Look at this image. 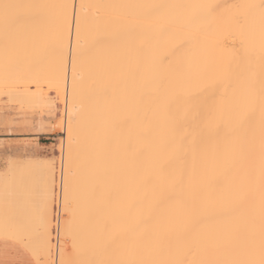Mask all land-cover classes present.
Listing matches in <instances>:
<instances>
[{
  "label": "bare ground",
  "instance_id": "obj_1",
  "mask_svg": "<svg viewBox=\"0 0 264 264\" xmlns=\"http://www.w3.org/2000/svg\"><path fill=\"white\" fill-rule=\"evenodd\" d=\"M4 3L19 7L9 10L8 21L0 7V86L22 82L23 88H15L18 98L34 99L38 106L53 103L42 83L66 98L62 193L64 205V177L71 167L75 214L72 239L65 235V220L59 222L70 243L69 251L67 243L64 249L59 244L56 264L62 252L64 259L86 264H259L261 0H0ZM207 5L217 7L209 11ZM21 159L12 157L0 170V236L14 239L24 228L15 179L23 164L35 166L40 176L34 242L38 264H49L54 165L45 156Z\"/></svg>",
  "mask_w": 264,
  "mask_h": 264
},
{
  "label": "rangeland",
  "instance_id": "obj_2",
  "mask_svg": "<svg viewBox=\"0 0 264 264\" xmlns=\"http://www.w3.org/2000/svg\"><path fill=\"white\" fill-rule=\"evenodd\" d=\"M13 82V83H11ZM6 83V82H5ZM0 86V154L5 155L6 162L9 163V160L13 157H20V159H25L29 157L40 156L37 155L33 148H30L31 141L37 139L39 133H44L47 138H44L43 141L48 142L49 146L46 150L43 151L44 155L47 158L46 161H51L54 165L55 172V190L57 185L58 175L63 166V157L66 150V98L62 100L60 92H57L54 89H50L47 83H42L40 89H42L43 94L47 100L53 101L52 104H49L47 107L38 106L34 99L23 101L18 97H22L19 92L16 93V89L19 90L24 86L22 82L18 81H9L6 85ZM21 83V84H20ZM11 84H15L11 86ZM20 84V85H18ZM6 85V86H5ZM17 85V86H16ZM9 89V93L7 92ZM16 88V89H15ZM19 88V89H18ZM32 89L38 88V86L32 85ZM15 91V94H13ZM17 95V96H16ZM26 98V97H25ZM26 100V99H25ZM38 106V107H37ZM40 122L47 128V132H42L38 127ZM63 126V131L59 125ZM41 130V131H40ZM65 145V146H64ZM21 146V147H20ZM11 156V157H10ZM25 157V158H24ZM21 159V160H22ZM7 166V164H6ZM24 166V167H23ZM22 167H19L16 175V188L17 196L19 201L23 203L19 208V214L25 216V219L21 220V223L24 225V228L18 229V232L14 235V240H17L23 243L36 257L38 263L39 253L34 242L33 227L35 221V207H36V198H38V188H39V170L35 166L23 164ZM21 168V169H20ZM24 168V169H23ZM34 168V169H33ZM36 168V169H35ZM55 196L53 197V204L55 207ZM22 198V199H21ZM24 206V207H23ZM23 207V209H22ZM64 207V205H63ZM37 208V207H36ZM24 211V212H23ZM4 213L3 204L0 201V222L2 220ZM24 213V214H23ZM55 215V212H54ZM60 220H65V214L63 210V215ZM64 222V221H63ZM55 226V222H54ZM33 235V236H32ZM62 235V234H61ZM53 234V239H54ZM2 237V236H0ZM68 238L61 236V248L69 245V241L63 243L62 240ZM60 241V242H61ZM67 243V244H66ZM63 244V245H62ZM66 244V245H65ZM60 246V245H59ZM63 246V247H62ZM66 246V247H67ZM65 247V248H66ZM59 248V247H58ZM57 248L56 243L53 244V249L49 259V264L57 263V251L60 249ZM64 249V248H63ZM69 251V246L68 249ZM71 251V249H70ZM72 254V253H71Z\"/></svg>",
  "mask_w": 264,
  "mask_h": 264
},
{
  "label": "snow or ice",
  "instance_id": "obj_3",
  "mask_svg": "<svg viewBox=\"0 0 264 264\" xmlns=\"http://www.w3.org/2000/svg\"><path fill=\"white\" fill-rule=\"evenodd\" d=\"M0 7L3 8L4 10V18L5 21H8L11 17L9 14V10L14 9L19 7L18 5H13V4H8V3H4L3 5H0ZM209 11H212L215 7L214 5H207L206 6ZM248 7H256L255 5H249ZM260 9H261V17L262 20H264V0H261V4L259 5ZM77 36L79 37V24H77ZM166 60V57H161L160 63L163 64ZM76 72H77V63H76V58L75 56H73L72 59V74H73V82H74V86H75V77H76ZM63 74V58H62V45H61V75ZM209 92L211 95H215V89H214V85L209 83L207 85ZM243 118V117H242ZM59 127L61 128V131H63V126L62 123L61 125H59ZM68 135H69V164L71 165V161H72V127L71 124L69 125L68 128ZM54 163V162H53ZM73 172L71 170V167H69L68 172L65 174L64 177V214H65V224H64V231H65V235L69 238L72 239V224H73V217H74V209L72 207V200H71V177L73 176ZM47 219V207H45V221ZM48 223H45V233L46 235L50 236V233L48 232ZM72 248L75 251L76 249V244H75V240L73 239L72 242ZM60 264H86V262H80V261H75L72 259H64L63 258V252H62V259L60 261ZM247 264H250V262H247ZM259 264H264V256H262L261 260L259 261Z\"/></svg>",
  "mask_w": 264,
  "mask_h": 264
},
{
  "label": "crops",
  "instance_id": "obj_4",
  "mask_svg": "<svg viewBox=\"0 0 264 264\" xmlns=\"http://www.w3.org/2000/svg\"><path fill=\"white\" fill-rule=\"evenodd\" d=\"M36 138L31 141L30 148H33L37 155H44L43 151L48 148L49 144L43 139L47 137L44 133H39ZM7 163L5 155L0 154V170L5 169ZM0 264L38 263L36 257L23 243L14 239L0 237Z\"/></svg>",
  "mask_w": 264,
  "mask_h": 264
},
{
  "label": "built area",
  "instance_id": "obj_5",
  "mask_svg": "<svg viewBox=\"0 0 264 264\" xmlns=\"http://www.w3.org/2000/svg\"><path fill=\"white\" fill-rule=\"evenodd\" d=\"M63 167L61 168V171L58 175L57 179V185H56V196H55V207H54V222L55 226L53 228L54 230V242L57 245V248L59 247L60 240H61V233H60V227H59V222L60 218L63 215V193H62V185H63Z\"/></svg>",
  "mask_w": 264,
  "mask_h": 264
}]
</instances>
